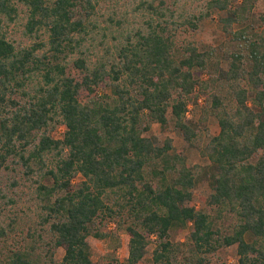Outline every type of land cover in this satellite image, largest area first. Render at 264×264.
<instances>
[{
  "label": "trees",
  "instance_id": "obj_1",
  "mask_svg": "<svg viewBox=\"0 0 264 264\" xmlns=\"http://www.w3.org/2000/svg\"><path fill=\"white\" fill-rule=\"evenodd\" d=\"M103 1L0 0V168L23 167L37 206L4 224L0 203V264H140L151 243L152 264H211L233 245L238 264H264L259 0H202L194 10L132 0V17L103 11ZM22 11L26 45L9 36ZM215 14L219 43L182 37ZM154 123L197 144L206 164H190L172 138L158 143ZM201 180L211 190L200 207ZM0 200L16 202L1 187ZM90 236L110 252L95 260Z\"/></svg>",
  "mask_w": 264,
  "mask_h": 264
},
{
  "label": "rangeland",
  "instance_id": "obj_2",
  "mask_svg": "<svg viewBox=\"0 0 264 264\" xmlns=\"http://www.w3.org/2000/svg\"><path fill=\"white\" fill-rule=\"evenodd\" d=\"M202 0H182V8H187L189 10L197 9L198 3H201ZM102 10L104 11L106 8L110 7H116L119 11V14L124 13L125 11H129V17L133 16V7L134 3L132 0H104L102 2ZM264 9V0H259L256 5V13L258 14ZM220 15L215 14L212 19L207 20L200 31L188 33V38L195 39L200 45H208V44H217L221 40L224 39L223 33L219 27V20ZM132 19V18H131ZM102 21V20H101ZM26 22V12L22 11L20 18L15 22L11 23L9 26V36L12 39H15L17 43L26 45L31 44L33 42V39L29 38L24 34L25 31V24ZM102 24H105L104 21L101 22ZM74 72L75 69H72ZM205 98L200 97L198 99V106L202 107L205 103ZM194 104L190 105L191 111L189 112V116L193 115L195 113ZM200 110V109H199ZM198 117V116H197ZM209 126H211L214 131H216L218 128L216 127V124L213 119L209 121ZM64 131V127L61 126L59 129L54 131V135L56 137H61ZM152 135L156 138V141L158 143H162L166 138H172L174 140V145L178 149H182L187 156L188 161L190 164H202L205 165V160L201 157L199 153V148L197 144L190 145L185 140H183L182 137H180L176 132L171 130H164L160 127L159 124L154 123L152 125L151 130ZM23 167L21 165H16L14 163H11L8 168H0V187L6 188L7 193L14 197L16 202L12 205H4L3 200H0V203L4 206L3 208V223L7 224L10 221V216L13 215V213H17V215L20 218H23L25 214L27 216H33L37 211L36 201L33 197L32 191L33 188L31 187V182L26 179ZM81 179V176L76 178V181H79ZM17 183H16V182ZM210 186L206 180H201L198 183V187L195 191V200L194 203L197 206H202L204 204V199L209 195L210 193ZM110 228H114V225L112 224ZM188 231H175L173 232L174 237L178 240H184L186 238ZM122 244L121 247L117 251V256H119L122 260H124L128 256V242H129V236L124 233L120 232ZM89 242L91 243L93 250H94V259L97 260L100 257H103L107 252H110V249L108 247V242L104 240L97 239L93 236H90L88 238ZM154 249V244L151 243V245L148 247L147 254L145 256V260L143 263L140 264H152V251ZM64 254V250L62 248L57 249L56 251V258L58 260H61ZM211 264H238V254H237V245H233L231 247H227L221 251L218 252L216 256H213L212 263Z\"/></svg>",
  "mask_w": 264,
  "mask_h": 264
}]
</instances>
